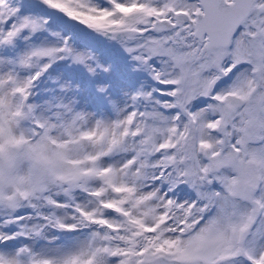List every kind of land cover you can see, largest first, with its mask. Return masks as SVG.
Masks as SVG:
<instances>
[{"label":"snow or ice","instance_id":"6c2138e0","mask_svg":"<svg viewBox=\"0 0 264 264\" xmlns=\"http://www.w3.org/2000/svg\"><path fill=\"white\" fill-rule=\"evenodd\" d=\"M0 264H264V0H0Z\"/></svg>","mask_w":264,"mask_h":264}]
</instances>
